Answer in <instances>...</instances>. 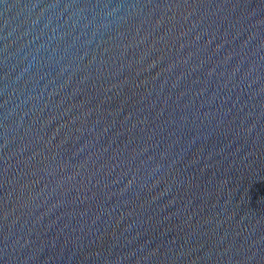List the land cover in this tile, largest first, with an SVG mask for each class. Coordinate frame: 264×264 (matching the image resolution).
Returning <instances> with one entry per match:
<instances>
[{
  "label": "water",
  "instance_id": "water-1",
  "mask_svg": "<svg viewBox=\"0 0 264 264\" xmlns=\"http://www.w3.org/2000/svg\"><path fill=\"white\" fill-rule=\"evenodd\" d=\"M0 264H264V0H0Z\"/></svg>",
  "mask_w": 264,
  "mask_h": 264
}]
</instances>
